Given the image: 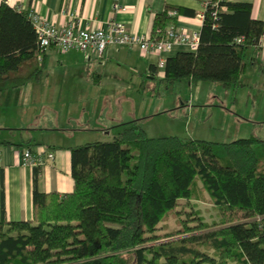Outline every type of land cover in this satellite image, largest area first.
Here are the masks:
<instances>
[{"label": "trees", "instance_id": "1", "mask_svg": "<svg viewBox=\"0 0 264 264\" xmlns=\"http://www.w3.org/2000/svg\"><path fill=\"white\" fill-rule=\"evenodd\" d=\"M249 2L205 14L198 49L165 61L164 89L188 80L246 86L247 51L264 32ZM187 12V11H185ZM168 9L154 19L165 29ZM29 11L0 4V92L41 51ZM216 24V26H215ZM244 37V41L237 39ZM34 74L40 66L33 61ZM260 146V151L256 149ZM74 188L34 189V217L0 221V264H264V138L150 137L134 120L112 140L71 148ZM208 201L218 220L202 218ZM173 214L180 226L167 231Z\"/></svg>", "mask_w": 264, "mask_h": 264}, {"label": "crops", "instance_id": "2", "mask_svg": "<svg viewBox=\"0 0 264 264\" xmlns=\"http://www.w3.org/2000/svg\"><path fill=\"white\" fill-rule=\"evenodd\" d=\"M228 1L251 3L252 17L264 21V0ZM115 2L0 0V4L12 8L38 12L59 25H66L74 16L89 29L103 28L107 22L118 20L132 33L148 36L153 32L155 16L167 9L171 19L166 28L180 27L201 33L203 27V0H119L126 8L119 12L114 9ZM183 50L176 49L163 56L111 46L105 58L93 54L89 60L81 50L62 51L52 46L40 51L20 73H14L13 77L26 80L18 87L0 92V221L32 220L35 187L41 193L60 195L73 190L72 147L112 140L132 121L138 120L144 126L155 116L156 110L142 106L144 93L149 92L152 98L157 96L155 93L160 94L165 68L159 66V61ZM33 61L40 66L39 73L34 75ZM246 64L241 81L251 70L260 96L264 95V55L250 48ZM136 99L141 100L140 106L135 104ZM188 103L192 106L190 100L181 105L189 106ZM168 110L165 108V112ZM255 124L264 128V122ZM25 148L49 149L56 156L43 169L23 166L19 154Z\"/></svg>", "mask_w": 264, "mask_h": 264}, {"label": "rangeland", "instance_id": "3", "mask_svg": "<svg viewBox=\"0 0 264 264\" xmlns=\"http://www.w3.org/2000/svg\"><path fill=\"white\" fill-rule=\"evenodd\" d=\"M256 80L249 70L243 77V82L248 86L233 91L226 90L217 82L190 85L180 81L169 89L161 88L159 95L155 93V98L145 92L142 106L144 109L156 110V115L146 121L143 127L154 138L176 135L214 142H231L253 134L264 138V128L255 124L264 122V95L260 96ZM189 100L192 106L189 103V106L181 105ZM134 102L141 105V100L136 99ZM165 108L169 110L165 112ZM256 149L260 151V146H256ZM208 199L195 201L194 206L202 218L211 223L218 220V215ZM165 223L168 226L166 232L180 228L173 214Z\"/></svg>", "mask_w": 264, "mask_h": 264}, {"label": "built area", "instance_id": "4", "mask_svg": "<svg viewBox=\"0 0 264 264\" xmlns=\"http://www.w3.org/2000/svg\"><path fill=\"white\" fill-rule=\"evenodd\" d=\"M225 1L227 0H203L204 14L209 13L212 18L218 20L219 10ZM114 9L118 12L126 10L119 0H116ZM28 16L36 29L41 51L52 46L62 51L78 49L83 51L89 60L93 54L105 58L111 46L137 48L144 52H156L164 56L180 48L195 52L200 42V33L180 27L156 29L151 35L146 36L132 33L123 22L118 20L107 22L103 28L89 29L80 25L74 16L66 25L50 22L32 10L29 11ZM243 41V36L237 39V42L242 43ZM254 48L264 55V32ZM164 65L165 61L161 59L159 66ZM55 156V152L49 149L25 148L19 154V162L23 166L43 169L55 159Z\"/></svg>", "mask_w": 264, "mask_h": 264}]
</instances>
